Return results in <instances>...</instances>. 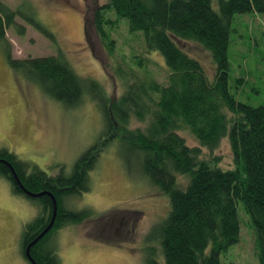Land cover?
<instances>
[{"label": "trees", "instance_id": "16d2710c", "mask_svg": "<svg viewBox=\"0 0 264 264\" xmlns=\"http://www.w3.org/2000/svg\"><path fill=\"white\" fill-rule=\"evenodd\" d=\"M33 13L26 16L0 0V44L6 58L43 93L65 106H74L81 99L83 81L63 55L11 56L6 30L25 34V27L15 21L17 17L54 41ZM247 13L264 14V0H107L91 11L93 30L109 54L115 42L105 27L115 28L124 19L131 34L142 32L145 54L157 52L164 60L165 81L147 82L142 75L130 72L122 75L125 88L117 99L101 95L94 82L86 84L100 109L105 131L79 157L69 175L49 176L36 166L28 171L15 155L0 149V159L13 165L28 191H49L57 201L53 227L30 249L37 264H59L54 251L45 250L51 233L87 217L83 212L65 210L62 198L89 191V174L105 146L116 138L125 153L138 157L143 174L169 200L166 217L152 230L162 258L151 257L146 264H220V254L238 242L237 203L254 233V256L258 264H264V107L237 102L228 91L230 26L235 15ZM181 42L197 44L208 53L214 65L210 74L179 45ZM131 119L140 127L130 129ZM180 131H186L198 147H188ZM224 138L232 158L230 169L219 168L218 158H200V148L211 152ZM178 176L185 177V183ZM0 178L10 183L14 194L39 205L38 216L21 234L22 257L30 264L24 250L49 224L52 201L48 196H26L2 163Z\"/></svg>", "mask_w": 264, "mask_h": 264}, {"label": "rangeland", "instance_id": "374dc122", "mask_svg": "<svg viewBox=\"0 0 264 264\" xmlns=\"http://www.w3.org/2000/svg\"><path fill=\"white\" fill-rule=\"evenodd\" d=\"M1 1L26 16L34 12L54 38L47 39L17 17L15 21L25 27V34L6 30L12 58L61 54L83 81L84 89L74 106L57 102L10 66L0 44V149L15 155L28 171L36 166L49 176L61 172L69 175L79 157L105 131L100 109L86 84L94 82L101 95L117 99L125 88L122 75L130 72L142 75L147 82H164V60L157 52L145 54L143 33L131 34L124 19L115 28L105 27L115 42L113 53H108L91 22V11L107 0ZM230 28L228 91L237 102L264 107V14L235 15ZM179 45L211 73L214 65L207 52L192 42ZM130 123V129L140 127L132 119ZM179 135L188 147H198L186 131ZM212 157L218 158L219 168H231L225 138L211 152L200 148L202 160ZM178 180L185 183V177L178 176ZM89 188L86 193L62 198L65 210L83 212L87 217L54 230L45 250L54 251L59 264H146L151 257L161 260L152 230L169 211L168 197L150 183L138 157L125 153L118 138L100 154L89 174ZM39 211L36 201L14 194L10 183L0 178V264H27L21 253V234ZM236 214L238 242L220 254V264H258L254 233L240 203L236 204Z\"/></svg>", "mask_w": 264, "mask_h": 264}, {"label": "water", "instance_id": "95a60500", "mask_svg": "<svg viewBox=\"0 0 264 264\" xmlns=\"http://www.w3.org/2000/svg\"><path fill=\"white\" fill-rule=\"evenodd\" d=\"M0 163L4 164L7 166V168L9 169L10 171V174L13 178V180L15 181L16 185L18 186V188L28 197L30 198H40V197H43V196H48L51 201H52V216H51V219H50V222L49 224L46 226V228L41 231V233L34 239L32 240L25 248L24 250V255H25V258L27 259V261L30 263V264H37L34 259L32 258L31 254H30V249L31 247H33L40 239H42L49 231L50 229L53 227L54 225V222H55V218H56V215H57V201L55 199V197L53 196V194L49 191H41L39 193H33V192H30L28 191L21 183L13 165L11 163H9L8 161L6 160H3V159H0Z\"/></svg>", "mask_w": 264, "mask_h": 264}]
</instances>
